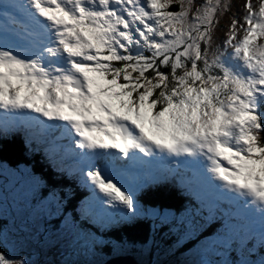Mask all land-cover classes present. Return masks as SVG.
<instances>
[{
    "label": "snow or ice",
    "instance_id": "6c2138e0",
    "mask_svg": "<svg viewBox=\"0 0 264 264\" xmlns=\"http://www.w3.org/2000/svg\"><path fill=\"white\" fill-rule=\"evenodd\" d=\"M13 133L62 147L73 167L53 180L88 195L66 211L72 186L0 165L27 213L17 228L0 211V264H53L41 234L65 241L55 264L147 255L160 228L171 250L196 241L194 264H264V0H0V141ZM173 181L195 202H142Z\"/></svg>",
    "mask_w": 264,
    "mask_h": 264
},
{
    "label": "trees",
    "instance_id": "16d2710c",
    "mask_svg": "<svg viewBox=\"0 0 264 264\" xmlns=\"http://www.w3.org/2000/svg\"><path fill=\"white\" fill-rule=\"evenodd\" d=\"M171 10H177V4L174 6H171ZM3 145L2 148H0V163H3L6 165V167L10 166H18V165H24L33 167V169L39 173L42 177V180L46 181L49 185L54 183L55 181L50 177L49 175H45L44 172L41 171V169L48 168L47 165H43L44 162L41 161V159L38 157V155H31L29 152H27L23 146H22V137L19 133H13L9 139L0 141ZM72 178H70L68 175L64 177V179H58L57 183L64 184V185H70L73 187L75 191V197L70 202V205L68 208H66V211L71 210V205H74L78 202V200H82L85 196L88 195L87 189L81 188L76 186L74 182V177L70 175ZM47 189L43 188L41 191L42 194H46ZM189 192V191H188ZM1 196V194H0ZM141 200L143 203H147L153 206H158L160 209H171L176 213H179L182 208L189 204L194 203V197L192 193L187 194V190L179 183L170 182L165 184H160L157 186L156 190L149 189L147 192L142 194ZM0 202L5 203L4 200L1 198ZM0 204V211L3 209L7 214V218L9 221H14L17 228L21 227L22 224L19 223L20 221L15 220V217L13 216V212L11 209L15 210L14 207H10L8 205H5L3 207V204ZM10 209V211L8 210ZM13 213V214H12ZM16 216V215H15ZM18 218V217H17ZM56 223H58V220H55ZM3 221L0 220V224H2ZM151 221L146 222L142 227L138 230H127V234L129 235V238H143L144 235L147 234L149 225ZM162 230H165L164 228H160L158 230V233H160ZM113 235H120V233H112ZM174 236V235H173ZM167 242L173 243L176 240V236L173 238L165 239ZM196 241L195 240H187L185 241L181 246V251H187L194 247ZM107 251V249H105ZM58 260H54L56 262Z\"/></svg>",
    "mask_w": 264,
    "mask_h": 264
},
{
    "label": "rangeland",
    "instance_id": "374dc122",
    "mask_svg": "<svg viewBox=\"0 0 264 264\" xmlns=\"http://www.w3.org/2000/svg\"><path fill=\"white\" fill-rule=\"evenodd\" d=\"M231 2L235 6L241 3L242 0H231ZM175 4L177 3L173 2L171 6H174ZM177 8H178V5H177ZM228 18H229V14L227 13L225 14V16L221 17L218 28L216 31H214V37H217V38L223 37L224 32L221 31L220 29H226V21L228 20ZM70 163H73L72 157L68 158L65 164H70ZM6 168L13 169L11 167H6ZM44 172L46 175H49L50 177L49 168L44 169ZM0 194H1L0 199L2 198L5 202V203L0 202V204L2 203L4 205L3 207H5V205H8V206L11 205L10 207H14L15 210L11 208L10 209L14 213L12 214L15 217V220L20 221L19 223H21L22 225L26 223L27 213L18 212L13 202V197L16 194V186L13 185L12 178L10 176H5L2 170H0ZM33 203H35V201H33ZM10 209L8 208L9 211ZM2 211H5V210L3 209ZM51 223L53 226L57 224L55 220L51 221ZM155 239L159 247L157 248L156 246H154L152 251L148 253L147 255H141L136 250H132L128 252L127 254H132L138 261L140 260H144L148 262L155 261L156 264H190L189 263L190 258H194L196 256L194 252L181 251V248H175L174 250H171L169 246L172 245L173 243L167 242L164 238H162V235L159 234L158 231H157ZM50 244L51 246H49ZM64 244H65V241L60 237L45 238L41 234L39 237L33 238V246L41 251V259H44L46 255L47 257L51 258V260L53 261V264H55L54 260L61 259V252L66 251V249L63 247ZM196 251L199 253L200 256L202 255L201 251L198 248ZM104 257L105 256L98 255L96 257L97 264L103 263L104 260L106 259V257L105 258ZM206 258L208 257L206 256ZM214 258L216 259L217 257H214Z\"/></svg>",
    "mask_w": 264,
    "mask_h": 264
},
{
    "label": "water",
    "instance_id": "95a60500",
    "mask_svg": "<svg viewBox=\"0 0 264 264\" xmlns=\"http://www.w3.org/2000/svg\"><path fill=\"white\" fill-rule=\"evenodd\" d=\"M105 264H138V261L128 256L110 259Z\"/></svg>",
    "mask_w": 264,
    "mask_h": 264
}]
</instances>
